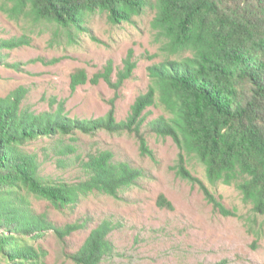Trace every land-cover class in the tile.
<instances>
[{
    "label": "trees",
    "instance_id": "16d2710c",
    "mask_svg": "<svg viewBox=\"0 0 264 264\" xmlns=\"http://www.w3.org/2000/svg\"><path fill=\"white\" fill-rule=\"evenodd\" d=\"M146 8L154 12L151 24L160 44L153 57L161 59L149 66V89L137 97L125 120L117 119L115 105L104 116L87 119L71 117L64 102L41 112L26 107L23 90L0 98V264H46L49 253L40 240L54 232L64 241L80 228L79 223L57 225L47 211L36 209L34 200L64 210L92 193L118 198L144 177L142 168L117 160L111 150L80 155L76 144L82 133H134L142 154L153 160L156 154L143 128L171 137L180 150L178 174L198 184L216 209L234 214L195 175L191 162L204 166L212 185H234L264 216V0H0V10L10 19L52 23L70 35L72 27L80 31L85 17L97 11L119 24L132 22ZM28 43L25 36L0 38V64L7 63L4 50ZM136 65L130 51L120 82L133 75ZM112 74L109 62L92 81L104 77L112 85ZM71 77L73 89L89 80L83 68ZM152 106L164 113L149 120ZM40 140H50L59 155H75L83 177L67 182L42 175L38 154L26 149ZM157 204L174 209L163 193ZM114 229L111 220H103L68 258L101 264L115 253Z\"/></svg>",
    "mask_w": 264,
    "mask_h": 264
},
{
    "label": "rangeland",
    "instance_id": "374dc122",
    "mask_svg": "<svg viewBox=\"0 0 264 264\" xmlns=\"http://www.w3.org/2000/svg\"><path fill=\"white\" fill-rule=\"evenodd\" d=\"M153 17L154 12L146 8L132 22L114 24L107 13L97 11L85 17L80 31L72 27L70 35L55 24L33 25L23 18L10 19L0 10V38L25 36L30 42L3 51L7 63L0 64V98L23 90L26 107L41 112L50 110L52 103L56 107V101L64 102L71 117L87 119L104 116L115 105L117 119L125 120L137 97L149 89V66L161 59L153 57L160 45L155 40ZM130 51L137 65L133 75L120 82L119 73ZM109 62L113 64V84L104 77L94 83L92 79L103 73ZM14 63L19 65L13 67ZM78 68L87 71L89 80L73 89L71 76ZM163 113L159 106L147 109L149 120ZM142 132L156 160L142 154L134 133L79 134L76 148L80 155L111 150L117 160L142 168L144 177L118 198L92 193L64 210L34 200L36 209L47 211L57 225H81L64 241L54 232L40 240L49 253L46 264H76L68 254L78 250L103 220L115 224L110 233L115 253L101 264H264V216L255 213L234 185H212L204 166L191 162L195 175L234 214L216 209L198 184L178 174L180 150L174 140L157 136L147 127ZM26 149L38 154L41 173L47 178L75 182L83 177L76 156L59 155L50 140L33 142ZM160 193L173 202V210L158 206Z\"/></svg>",
    "mask_w": 264,
    "mask_h": 264
}]
</instances>
